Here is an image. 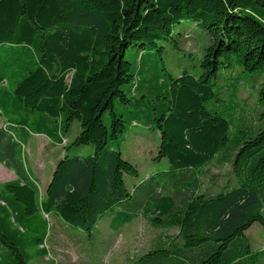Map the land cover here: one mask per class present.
I'll list each match as a JSON object with an SVG mask.
<instances>
[{
	"label": "trees",
	"instance_id": "trees-1",
	"mask_svg": "<svg viewBox=\"0 0 264 264\" xmlns=\"http://www.w3.org/2000/svg\"><path fill=\"white\" fill-rule=\"evenodd\" d=\"M184 19L210 36L201 72L167 74L149 111L157 157L175 174L161 186L148 177L130 192L123 177L137 169L122 157L127 121L115 104L138 106L149 86L126 50L139 48L141 60ZM234 63L263 76L259 127L238 129L234 106L214 88ZM12 65L21 72L10 89ZM1 114L0 163L16 178L0 183V264L44 258L50 214L89 236L108 216L110 232L139 216L176 229L132 264H264V247L253 250L245 235L255 222L264 228V0H0ZM74 120L80 131L70 146L90 144L92 153L67 151L40 195L17 154L32 133L59 141ZM218 158L230 162L235 183L203 193L199 174Z\"/></svg>",
	"mask_w": 264,
	"mask_h": 264
},
{
	"label": "rangeland",
	"instance_id": "rangeland-1",
	"mask_svg": "<svg viewBox=\"0 0 264 264\" xmlns=\"http://www.w3.org/2000/svg\"><path fill=\"white\" fill-rule=\"evenodd\" d=\"M209 44L208 32L194 21L184 19L172 27L170 36L158 39L157 47L145 51L141 60L140 53L136 56L139 48L130 47L126 50V59L131 61L132 67L139 72L136 78L149 86L146 94H141L144 95L141 98L143 103L138 106L115 104V111L122 113L127 121L126 132L120 141L122 157L137 169L136 174H124L123 177L130 192L148 177L160 186L169 179L166 173L171 171L167 158L157 157L160 134L149 111L152 104L159 100L156 95L162 94L166 86L167 74L173 77L183 72L194 76L200 74L201 61ZM20 72L21 67L18 65H12L6 70L10 89L13 88ZM262 81L263 76L244 71L238 63L218 72L214 88L225 106H234L230 118L238 129H253L261 125L258 87ZM131 117L135 119L129 123ZM5 119L1 114L0 127L6 124ZM79 131V123L74 120L65 133L66 136L59 141L33 134L17 154L24 170L36 178L40 195L57 159L62 154H66L67 151L70 155L87 156L92 153L90 144L70 146ZM38 138H44V141L40 143ZM68 145L70 148L66 150ZM173 173L175 174L174 171L171 172ZM10 174L2 176L0 181L14 179L16 175H12V172ZM199 178L202 183L200 191L207 194L216 193L235 183L231 164L225 158H218L205 166ZM178 186V183L175 184L174 190ZM139 192L138 189L135 196ZM46 218L48 231L43 245L47 249V255L44 258L32 257L29 264H132L140 254L149 250L159 237L176 233L173 227H153L145 218L139 216L126 223L121 231L117 229L108 235L98 224L89 236L55 214H50ZM245 235L253 250L261 249L264 245V228L258 222L253 223Z\"/></svg>",
	"mask_w": 264,
	"mask_h": 264
},
{
	"label": "crops",
	"instance_id": "crops-1",
	"mask_svg": "<svg viewBox=\"0 0 264 264\" xmlns=\"http://www.w3.org/2000/svg\"><path fill=\"white\" fill-rule=\"evenodd\" d=\"M32 135H33V133L29 136V138H28V140L32 137ZM38 135V134H37ZM39 135H41V136H43V137H46V136H44V135H42V134H39ZM46 139H47V137H46ZM42 140L44 141V138H38V141L41 143L42 142ZM52 151V150H51ZM63 155H65V154H62L58 159H57V161H56V163L58 162V160L61 158V157H63ZM56 163H55V165H56ZM55 165H54V167H55ZM53 170H54V168H53ZM53 170H52V172H53ZM10 172H12V175H15V173H14V171L13 170H11V169H9V168H7L3 163H0V178L2 177V176H9V175H11L10 174ZM52 172H51V174H50V176H49V178H48V181H47V183H46V185H45V187H44V190H43V192L41 193V195L44 193V191H45V188H46V186H47V184H48V182H49V180H50V178H51V175H52ZM34 177V176H33ZM15 178H16V176H15ZM14 178V179H15ZM34 179H36L35 177H34ZM11 180H13V179H11ZM1 182H3V181H0V183ZM111 217L112 216H108V217H104V218H102L101 220H100V222L98 223L99 224V227L100 226H102V228H103V232H105V234L106 235H108L109 234V232H110V228H111V224H112V222H111ZM123 227L124 226H120V228H119V231H121V229H123ZM264 247V245L261 247V248H263Z\"/></svg>",
	"mask_w": 264,
	"mask_h": 264
}]
</instances>
